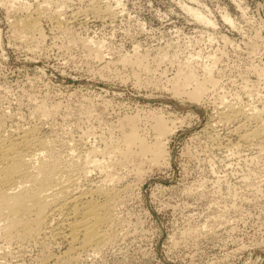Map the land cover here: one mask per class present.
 I'll return each mask as SVG.
<instances>
[{"label":"rangeland","instance_id":"rangeland-1","mask_svg":"<svg viewBox=\"0 0 264 264\" xmlns=\"http://www.w3.org/2000/svg\"><path fill=\"white\" fill-rule=\"evenodd\" d=\"M0 122L113 201L93 250L0 235V264L264 262V135H238L264 123V0H0Z\"/></svg>","mask_w":264,"mask_h":264},{"label":"bare ground","instance_id":"bare-ground-1","mask_svg":"<svg viewBox=\"0 0 264 264\" xmlns=\"http://www.w3.org/2000/svg\"><path fill=\"white\" fill-rule=\"evenodd\" d=\"M189 10H193L196 15L202 14L200 11H196L193 8ZM29 14L31 15V12ZM38 15H40V13L37 14L36 17H24V25L27 26V28L29 27V29L30 27L34 29L39 22V20L37 21ZM225 17L229 18L227 15ZM204 89L205 84L198 83L193 93L194 95H200ZM238 112H240V110L233 111L226 115V117L230 118L231 116H235ZM31 127L12 129L8 135L0 133V235L10 240V242H8L9 244L14 237L20 239L26 237L27 239L28 236L44 233V235L46 234L52 238L60 237L69 240L71 245L69 249L67 247L68 250H75L76 248H81L83 250L96 248L101 242H104L108 236V231L104 228V224L109 221L110 218L108 202L111 196L107 197L104 195V197L106 196L107 198L103 201H99L95 197L97 194H95V192L101 191L102 186L90 189L74 187L78 183L79 177L75 176L74 173L70 171L72 168H67L65 171L60 170L62 168L60 167L61 163L59 165L56 159L47 158L46 152L50 146L47 141L49 139L46 141L43 137L40 138V136H36L38 133H35L33 129L34 126ZM240 128L241 126H238L237 129L240 131ZM244 128L246 127L244 126ZM156 129L158 133H163L172 128L166 126L162 118H157ZM239 134H241L240 137H242V140L244 139L243 141H245V139L249 140L258 136L260 137V135H264V123H257L255 127L242 131V133H238V135ZM139 137L136 127L134 126L130 133L127 134L126 141L128 145H131V143L135 142ZM252 142L253 141H251V143ZM140 144L143 150H151L156 160L160 159V155L163 151V144L160 140L155 141L153 145H151L141 139ZM49 150H51V148ZM51 153H53V151ZM53 157L56 156L54 155ZM92 161L94 168L102 166L101 159L94 158ZM67 166L69 165L67 164ZM64 167H66V164ZM101 192H103V190ZM105 192L108 191H104V193ZM106 194L108 195L109 193ZM113 195L115 194L113 193ZM107 225L106 227H109ZM76 243H78V246H76ZM68 250L63 253H67ZM73 256L75 257V255ZM69 260L68 257V262ZM56 263L59 264L57 261ZM261 264H264V262Z\"/></svg>","mask_w":264,"mask_h":264}]
</instances>
